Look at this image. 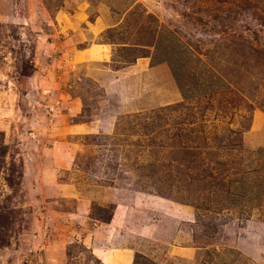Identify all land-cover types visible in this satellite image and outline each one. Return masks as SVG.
<instances>
[{
    "label": "rangeland",
    "instance_id": "1",
    "mask_svg": "<svg viewBox=\"0 0 264 264\" xmlns=\"http://www.w3.org/2000/svg\"><path fill=\"white\" fill-rule=\"evenodd\" d=\"M263 179L264 0H0V264H264Z\"/></svg>",
    "mask_w": 264,
    "mask_h": 264
},
{
    "label": "trees",
    "instance_id": "2",
    "mask_svg": "<svg viewBox=\"0 0 264 264\" xmlns=\"http://www.w3.org/2000/svg\"><path fill=\"white\" fill-rule=\"evenodd\" d=\"M169 63H172V61L169 59ZM171 61V62H170ZM196 64H194L191 68L189 77L193 76L195 79V82L193 81L194 88H198L197 90H200V88H203L207 93H215L218 92L219 90H222V87L218 85L219 82H224L222 77L217 73L216 70H214L211 66H208L206 62H204L202 59L197 58L196 59ZM257 61V59H256ZM183 66H181L182 68ZM188 69V68H187ZM193 72V73H192ZM173 75L175 80L178 82V85L180 89L183 91L182 88V81L178 77V74L176 71L173 69ZM189 88V86H188ZM184 92V91H183ZM206 94V93H205ZM190 97L191 95H186L185 97ZM245 173L241 171L240 178L235 180V187L236 189L240 190L242 189L243 193H248L249 189H251L250 185L251 182H248V178H245ZM231 182V180H230ZM259 192L257 194H262L264 190V179L260 181V188L258 189Z\"/></svg>",
    "mask_w": 264,
    "mask_h": 264
}]
</instances>
